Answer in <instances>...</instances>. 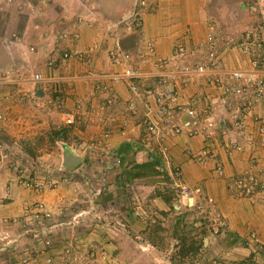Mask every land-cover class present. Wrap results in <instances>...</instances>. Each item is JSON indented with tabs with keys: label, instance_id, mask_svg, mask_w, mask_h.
I'll return each instance as SVG.
<instances>
[{
	"label": "crops",
	"instance_id": "1",
	"mask_svg": "<svg viewBox=\"0 0 264 264\" xmlns=\"http://www.w3.org/2000/svg\"><path fill=\"white\" fill-rule=\"evenodd\" d=\"M133 1L129 3L128 0H115V3L111 5L106 0H96V2L36 0L35 3H29L26 0H12V3L7 5L3 0V7H7L13 26L10 31L3 29L0 32V76L3 70L15 65L22 69H40L46 75H52L60 80L67 93L64 110L72 111L78 105L84 110V104L89 105L90 102L100 101L103 98V95L96 93L95 86L98 83L107 82V75L114 70L108 62L106 53L114 45L116 37L120 46L132 53H135L139 47H143L145 41H151L157 55L168 58L174 55V48L180 44L187 48V52L199 50L200 44H205L206 34L211 28L217 36L218 48L227 46L221 53V64L218 70L220 72L245 68L248 66L247 62L249 63L252 59L251 54L256 45L250 53L243 54L239 48L223 42L227 38L240 37L238 33L246 23L250 24V29L256 32L252 34L258 35L257 38L264 45V0H142L143 6L139 11L142 19L140 26L135 24L127 26L126 23H119L113 29L114 36L109 35L107 26L122 20L123 16L128 13L127 10L132 7ZM18 6L22 8L19 12ZM38 8H44L46 11L41 14ZM63 13L67 15L66 18H63ZM88 14L92 15L90 19L93 21H85L89 18ZM76 17L82 18L83 23L73 22V18ZM64 27L71 30L76 28V31L58 38L59 32ZM95 42H98L99 46L98 50L90 53L92 58L90 64L75 59H60V53L64 48L87 50ZM53 43H55V50L51 47ZM31 45H34L32 53L29 50ZM50 58L56 59V65L47 73L46 62ZM145 69L150 71L153 68L147 65ZM217 75L222 77L220 74ZM46 87L45 82L36 84L26 82L19 87L7 84L1 86L0 84V89H4L0 91V97H2L0 101H3L2 105L5 108L3 111H7L5 121L1 122L3 124L0 123V208L4 204L11 215H15L22 206L18 208V206H11L9 202H6L7 206L5 201L2 203V195L8 194L10 197L14 190H18L15 189L17 183L15 172L10 169L11 172H7L5 169V164H8L10 158L9 153H11H8L5 147H13L20 142L14 129L19 127L22 131L17 123L24 115H27V112L26 122L35 123V120L30 121V118L38 114L35 115L31 109L34 108V103L42 104V100L45 98L47 100ZM19 88L27 95L18 100L15 96H18L21 91ZM116 89L122 100L130 96L124 84L116 85ZM8 92H12L13 95H5ZM188 95L195 98V106L200 111L208 102L207 96L213 97L217 95V91L211 85L201 81L190 87ZM3 97L7 100L13 99L10 103L6 102ZM21 106H25L27 112L14 110ZM219 110L223 111L222 108ZM256 110L263 113L262 107H257ZM120 113L112 111L111 114L104 116L103 121L96 120L95 123L88 120L81 121L80 128L74 127L77 130L71 128V131L81 139V146L85 145L86 148L98 154L116 151L119 155L118 165L121 164L123 158L129 162L138 161L141 155H147L150 159L153 158L151 159L153 161L156 157L160 158L158 153L153 152L150 147L137 139L138 129H135L130 137L121 133L119 127L121 115L118 117ZM57 114L58 121L65 126L62 112ZM46 120L49 125V117H46ZM103 130L110 132L106 141L107 147H104L105 142L96 143L91 147L88 144L90 138L95 136V139L98 138ZM247 130L256 138V127L252 123L249 122ZM213 141V144H216L217 158L198 162L194 154L206 142L200 136H187L186 134L175 136L169 142V161L160 158L156 160L155 166L162 169L163 176L170 183L168 189L174 191L180 208L187 206L188 197L180 196L178 190L174 189L176 185H183L191 190L194 206L204 202L207 198L213 199L211 206H214L225 218L226 227L222 233L213 234L208 229L209 222L202 240V248L208 249L211 255L229 256L234 259L249 253V249L243 244L248 228L254 229L264 244V204L256 199L239 196L235 188L237 178L246 170L255 152L259 164L264 169V147L255 150L254 147L245 144L240 150L227 153L223 138L217 135ZM69 148L75 153L72 147ZM21 151L27 158L29 157L23 149ZM149 151H152V154L149 155ZM6 155L9 157H5ZM216 163L222 165L223 174L219 175L216 172ZM177 167L181 170V176L174 178L173 171Z\"/></svg>",
	"mask_w": 264,
	"mask_h": 264
},
{
	"label": "rangeland",
	"instance_id": "2",
	"mask_svg": "<svg viewBox=\"0 0 264 264\" xmlns=\"http://www.w3.org/2000/svg\"><path fill=\"white\" fill-rule=\"evenodd\" d=\"M27 1L35 3L36 0ZM106 1L111 5L115 3V0ZM4 2L8 5L12 0ZM21 9L19 7L18 12ZM38 9L41 14L46 11ZM7 10L6 6L3 7V0H0V32L3 29L10 31L13 26ZM88 15L90 19L92 15ZM66 17L63 13V18ZM88 19L85 21H93ZM74 21L83 23L80 17L73 18ZM75 31L76 28L64 27L58 38ZM252 33L256 32L246 23L238 33L240 37L227 38L223 42L238 45ZM252 36L250 42L256 45L253 53L264 57L263 43L258 35ZM51 47L55 50V43ZM261 65L264 67V58ZM45 84L48 88L49 83ZM19 93L24 94V91ZM11 94L8 92L5 95ZM15 97L23 98L20 94ZM4 99L10 102L13 98ZM47 100H42V104L38 101L34 103L31 110L38 114L30 118V121L35 120L34 124L26 122L28 112L25 106L14 109L27 112L17 123L22 131L19 127L14 129L20 142L13 147H5L8 153L11 152L5 169L15 172V189L18 190H14L10 197L2 195V203L5 201L13 207H22L15 215L8 213L4 204L0 208V264H205L212 259H230L229 256L211 255L208 249L202 248L209 222L208 229L214 234L211 226L213 210L200 209L199 203L195 206L187 203L180 208L174 191L168 189L170 183L163 176L162 169L155 166L159 157L153 161V158L141 155L138 161L131 162L123 158L120 165L116 162L106 168V162L110 163L112 158L81 146V139L72 133V129L58 121L57 113L63 109L54 107ZM2 102L0 111L3 118L0 123L7 115ZM46 117L50 119L49 125ZM61 129L64 134L55 136L54 131ZM66 146L72 147L82 157V162L70 171L62 167ZM13 162L15 164L12 165ZM103 174L107 177L105 185L97 180ZM26 176H35L40 180L52 177L56 181L51 188L34 192L23 186L21 180ZM62 176L66 179L63 180ZM174 189L179 193L178 187L174 186ZM37 201L43 202L50 213L28 219L23 210L26 205Z\"/></svg>",
	"mask_w": 264,
	"mask_h": 264
},
{
	"label": "built area",
	"instance_id": "3",
	"mask_svg": "<svg viewBox=\"0 0 264 264\" xmlns=\"http://www.w3.org/2000/svg\"><path fill=\"white\" fill-rule=\"evenodd\" d=\"M142 6V0H134L132 8L122 20L107 26L109 35L114 36L113 29L119 23L140 26L142 19L139 11ZM30 9L33 10V8ZM245 39V42L232 46L239 48L241 53L248 54L255 44L250 42L252 41L250 35H247ZM218 44L217 36L210 28L206 34L205 44H200L199 50L187 52V48L180 44L174 48L173 56L165 58L157 55L151 41H145L143 47H139L135 53H132L123 49L116 37L114 45L106 53L108 62L114 70L107 75V82H101L95 86L96 93L103 95V98L100 101L90 102L89 105L84 104V110L80 109V105L72 111L64 110L67 93L60 80L52 75H46L40 69L27 71V69L21 70L17 65L11 66L4 70L2 74L4 78L0 79L2 80L0 84H15L19 87L26 82L49 83L48 102L54 107L63 109L61 112L64 125L74 130H77L74 127H80L81 121L88 120L95 123L96 120L103 121L104 116L111 114L112 111L121 112L118 115V117L121 115L119 119L121 133L130 137L135 129H138L137 139L167 162L169 161V142L173 137L182 134L200 136L206 144L194 154V158L202 162L209 158H217L216 144H213L217 135L223 138L227 153L240 150L245 144L254 147L255 150L264 147L262 56L259 57V54L255 55L252 51L253 57L249 63L247 62V67L220 72L218 70L221 64V53L227 46L219 49ZM98 46V42H95L87 50L64 48L60 53V59H75L90 64L92 62L90 53L98 50ZM29 49L34 51V46L31 45ZM55 65V58L48 59L47 73ZM147 65L153 69L147 71L145 69ZM201 81L211 85L217 91V95L207 96L208 102L199 111L195 106V98L188 95V90ZM118 84L126 86L130 95L126 100H122L117 91ZM19 94L21 97L26 96L25 92ZM257 107H262L263 113H259L256 110ZM219 108H222L224 113ZM2 118L0 111V120ZM249 122L256 127V138L247 130ZM109 136L110 132L103 130L98 138L95 139L96 136L90 138L88 144L93 147L96 143L105 142L104 147H107L106 141ZM108 155L112 161L106 162V168L119 161L116 151ZM252 156L246 170L237 178L235 188L239 196L256 199L264 204V169L259 164L257 153L255 152ZM215 170L219 175L223 174L220 163H216ZM180 176L181 170L177 167L173 171V177ZM62 179L65 180L66 176H62ZM97 180H100L98 183L105 185L107 177L103 174ZM55 181L52 177L40 180L35 176H26L21 180L24 187L34 192H43L51 188ZM176 187L179 188L180 196L185 198L190 196L189 188L186 186L176 185ZM211 205H213V199L207 198L199 203L198 207L204 208L205 211L208 208L213 210V223H211L213 232L221 233L226 227L225 218ZM23 211L28 214V219L34 215L48 216L50 213L44 203L39 201L26 205ZM243 244L249 249L248 254L230 258L228 261L223 258L212 259L205 264H264V244L254 229L248 228Z\"/></svg>",
	"mask_w": 264,
	"mask_h": 264
},
{
	"label": "water",
	"instance_id": "4",
	"mask_svg": "<svg viewBox=\"0 0 264 264\" xmlns=\"http://www.w3.org/2000/svg\"><path fill=\"white\" fill-rule=\"evenodd\" d=\"M41 95V92H40ZM82 161V158L75 154L69 147L63 149L62 165L67 169L76 168ZM188 204H193V197L189 196L187 200Z\"/></svg>",
	"mask_w": 264,
	"mask_h": 264
},
{
	"label": "trees",
	"instance_id": "5",
	"mask_svg": "<svg viewBox=\"0 0 264 264\" xmlns=\"http://www.w3.org/2000/svg\"><path fill=\"white\" fill-rule=\"evenodd\" d=\"M64 134V132L61 130L59 131H54V135L57 136V137H60V135ZM201 246H202V243H201Z\"/></svg>",
	"mask_w": 264,
	"mask_h": 264
},
{
	"label": "clouds",
	"instance_id": "6",
	"mask_svg": "<svg viewBox=\"0 0 264 264\" xmlns=\"http://www.w3.org/2000/svg\"><path fill=\"white\" fill-rule=\"evenodd\" d=\"M68 128H70V127H68ZM65 148V147H64ZM63 166V165H62ZM64 167V166H63ZM65 168V167H64ZM65 169H67V168H65ZM75 169V168H74ZM69 170H71V169H69Z\"/></svg>",
	"mask_w": 264,
	"mask_h": 264
}]
</instances>
